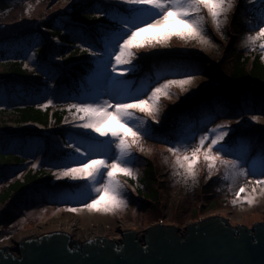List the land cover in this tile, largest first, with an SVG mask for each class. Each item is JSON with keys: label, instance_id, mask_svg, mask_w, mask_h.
Instances as JSON below:
<instances>
[{"label": "rangeland", "instance_id": "rangeland-1", "mask_svg": "<svg viewBox=\"0 0 264 264\" xmlns=\"http://www.w3.org/2000/svg\"><path fill=\"white\" fill-rule=\"evenodd\" d=\"M41 1L7 0L10 5L8 7L11 9L10 15H14V11L17 9L16 7L20 4L25 6V14L31 15L29 11L32 12L34 6L41 4ZM61 1L65 2L67 0ZM96 1H104V3L108 4V8L109 6H122L124 9L119 17L127 15L125 13L127 12L125 6L119 4L118 0ZM54 2L52 1V6ZM239 4L245 9V11L239 13L241 14L240 18L242 22H236V26L239 27L238 30L242 32V35L237 29L226 28L229 21H231L235 8ZM260 7L261 3L256 2V0H252V3H249L248 0H236L232 10L226 16H221L222 24L220 31H217L216 26L205 11L203 13L205 17L204 27L206 36L210 41L207 45L200 44L198 41H184L173 37L169 41V47H157L155 49L145 50L134 49L137 56V59L133 62L134 67H125L131 68L130 73L136 70L134 75L140 73L139 70L147 74L145 81L149 84L146 89L151 86H157L158 83H164L165 79L184 78L179 75L165 74V66L188 65L190 66L189 70L195 69L196 71L193 81L186 85L183 90L180 86L173 85L169 90L171 98L161 96L159 102L160 123L152 126V134L156 138L145 137L141 140L140 147L133 149L134 159L131 161V167L135 173V178H133L134 183L130 177H120V183L123 185V195L127 201L126 206L114 212L88 211L82 208L85 197L81 196L82 188L80 185L83 184V181L65 179L67 181L65 183L71 185L63 189L61 193H57L56 197H53L51 194L46 199L40 197L38 199L23 197V203L12 200L8 207H12L14 219L6 227H1L2 224L0 223V243L13 239L18 235L23 237L31 235L28 238H24L26 240L39 238L49 233L61 232L59 230H63L74 241H79L80 243H85V240L88 241L97 237L109 238L119 242L123 239L122 233L125 231L136 232L137 236L144 242V236L147 230L154 225L174 226L179 228L178 233L185 235L188 226L212 216H222L236 228L240 225H246L248 228H252L256 223L264 222V99H259L257 108L248 106L237 112L234 110L235 113L231 111L225 113L226 108L230 107L227 105L226 99L221 98L220 95L224 94L226 90L220 88V85L223 84L220 83L221 81L213 79V74L211 73L213 69L209 65L211 62H214L218 69L230 71L234 64L229 56V43L231 42L239 43V45L244 47L245 52L260 48L262 51L261 54L264 56V48L259 46V42H257V46L255 45L256 48L255 46H246L245 44L247 38L254 36L255 31H258V27L254 26H257L259 21L257 23L254 22V18H257L259 15ZM249 12L253 14L250 18H246ZM5 17H8L7 11L1 9L0 19L2 20ZM119 17L113 16L112 19L118 20ZM20 18L26 21L28 17L21 15ZM104 28L106 30H101L104 36V38L101 37L102 47L98 41L96 42L100 55L97 58L95 57V60L92 62L94 68H96V74L93 72L89 77L87 76V79L91 80L95 78L103 80L105 84L101 85V87L99 85H93L91 87V93L93 94L97 91L107 92L111 89V85L105 80L104 63L108 60L106 51L111 50L108 47L109 40L117 31H113L107 26ZM238 34L240 36L239 39L236 38ZM27 40L28 38H23L16 44L0 48V50L4 49L7 55L17 53L20 51L21 46L26 47L28 45ZM194 49H197V51L207 57L208 54L214 56L215 60L206 58L207 60L205 61L203 58L199 61L183 55V53H188V51ZM225 49L228 54H224ZM160 54H165V56L157 58L156 55L158 56ZM29 58L33 60L32 56ZM157 59V64L160 67L157 69V72H154L150 64ZM219 59H222V61L218 62ZM119 70L118 68V72ZM107 71L111 73L110 65ZM112 75L117 74L113 73ZM136 81H139L137 77L127 82V84L130 82L129 89ZM201 87H208V90L210 88L213 90L204 93L205 90L202 93V91L199 92ZM95 88H103L104 90L97 89L96 92H93ZM138 89L143 90L144 88ZM62 93H64L63 90ZM32 97V93L25 95V98L28 99H32ZM89 97H82V99H77V102L72 101L70 104L87 101ZM206 97L210 99V105L203 108L199 107V104L205 102L204 99ZM101 99H108L107 94L102 95ZM14 102L17 103L19 101L15 98H8L6 95L0 93V104L3 103L5 105ZM197 107L199 108L197 112H200L196 116L201 117L207 114H212V116L206 119L205 116L204 123L203 120H194V117H190L192 113L191 109L196 110ZM201 110L207 113L203 114ZM135 115L141 119H149L138 112ZM79 123L81 121L73 109L69 112V116L65 119L63 126H54L50 132L51 134L48 132V135L54 136L53 142L63 147L65 146L63 139L53 132L66 129L69 135L68 142H83V136L80 134L84 133L85 130L73 126ZM106 123L110 124L111 120ZM184 125L188 126L192 132L197 134L196 139L192 142L191 148L198 145L199 136L205 134V129L216 128L218 125H227L231 129L229 133L236 130L240 133H247V135H240L241 137L236 142V145L238 144V147L241 145L243 149H239L235 145L231 147L233 154L226 157L228 159L239 158L243 162L241 166L246 170L247 174L239 176L235 181L232 179L226 180L224 179L223 168L218 165V170H214L213 174L209 177L207 162L204 161L201 154L199 163L196 166L195 178L186 176L184 169L179 168L175 164V158L167 151L168 147L172 146L170 142H175L174 131ZM169 136H172V138L169 139ZM208 142L210 141H206V144ZM141 148L143 149L142 151ZM191 148H189L186 154L191 153ZM65 156L62 157L61 162H54L49 167L56 172L57 169L54 165L70 164L71 158L67 155ZM148 164L149 166H147ZM33 165H36V167H33ZM42 166H44L43 160H40L39 154L35 157L31 156L27 164L23 165L18 171L15 170L16 173H12L5 178H0V190L8 181L22 177L31 168L36 170ZM147 167L148 169H146ZM257 180H260L261 183L258 184L256 182ZM241 187L245 191L237 196ZM203 188L210 189L211 191L209 190L210 192L207 193L206 191H202ZM56 192L53 190V193ZM249 200H251V203L248 202ZM71 207L80 210L77 212L68 211L67 209ZM61 221L70 223L75 231L67 232L62 226L56 228V224H61ZM36 232L40 233L35 234ZM17 244L18 242L6 245L12 250L10 252L14 255H18V252L15 251Z\"/></svg>", "mask_w": 264, "mask_h": 264}, {"label": "trees", "instance_id": "trees-1", "mask_svg": "<svg viewBox=\"0 0 264 264\" xmlns=\"http://www.w3.org/2000/svg\"><path fill=\"white\" fill-rule=\"evenodd\" d=\"M52 1H55L53 6ZM8 6L10 5L7 0H0V10H6L8 15L0 19V48L16 44L23 38H28V45L21 46L19 52L8 55L4 49L0 50V93L19 101L0 104V178L16 173L30 161L31 156L35 157L38 154L44 166L36 170L29 169L22 177L8 181L0 190L1 227L10 225L14 219L12 207H8L12 200L23 203L24 198L46 199L50 197V194L56 197L57 193H61L63 189L71 185L65 183L67 182L65 179L58 180L52 175L53 169L49 167L54 162H61L62 157H66L65 155L71 150L55 144L54 136L48 135V132L51 134L54 126H63L70 112L68 105L72 101L77 102V99L93 95L91 93L93 85L101 87L105 84L103 80L95 78L88 80L87 76L89 77L96 71L92 62L98 56L93 53H98L96 42L98 41L101 45V37L104 38L101 30H106L104 27L108 24L110 29L118 32L120 25L118 20L112 17H119L122 13L118 8L114 6L108 8V4L104 1L96 0H67L65 2L42 0L41 4L34 6L32 12L29 11L31 15L25 14L23 4L16 7L14 15H10L11 9ZM260 8L257 18L253 17L256 23L261 13L264 12V8ZM242 11L245 9L240 4L237 5L226 28L238 30L236 22H242L241 14H239ZM252 14L247 13L246 18H250ZM21 15L28 17L27 20H21ZM240 34L242 35V32ZM236 38H240L239 34ZM234 43H229V56L234 63L230 71L218 69L214 62L209 64L211 67L207 65L213 69L211 71L213 79L221 81L220 83L223 84L220 88L226 90L220 95L221 98L226 99L230 107L226 108L225 113L229 111L235 113L248 106L257 108L259 99H264L262 51L259 48L245 52L244 47L239 43ZM224 54H228L226 49ZM160 55L156 57H164ZM183 55L199 61L203 58L205 61L206 58L215 60L214 56L208 54L207 57L197 49L190 50ZM31 56L33 60L29 58ZM157 61L158 59L150 64L154 72H157L160 67ZM220 61L222 59L218 60ZM26 64L27 67H25ZM139 71L140 73L136 75H134L136 70L125 74L126 82L135 77L139 79L130 88L132 92L138 88L148 87L149 83L145 81L147 74H144L142 70ZM129 83L126 85L128 88ZM208 87H201L199 92L203 93L206 90L204 93H207L213 90L212 88L208 90ZM97 89L104 90L103 88ZM97 89L95 88L93 92ZM31 93L32 99L25 98L26 94ZM48 100H52V104L47 107L38 106L47 104ZM209 100L206 97L205 102L199 104V107L209 106ZM198 109V107L196 110L191 109L190 117H194V120H203L204 123L206 118L212 116V114H207L206 117H198L196 116L200 112H197ZM201 111L203 114L207 113ZM53 133L62 138L64 144L68 142L69 135L66 129ZM240 135H247V133L233 131L225 138V143L230 148L234 147ZM239 146L236 145L240 149L241 145ZM130 179L134 183V179ZM53 190L57 192L53 193ZM209 190L204 189L207 193L211 191Z\"/></svg>", "mask_w": 264, "mask_h": 264}, {"label": "snow or ice", "instance_id": "snow-or-ice-1", "mask_svg": "<svg viewBox=\"0 0 264 264\" xmlns=\"http://www.w3.org/2000/svg\"><path fill=\"white\" fill-rule=\"evenodd\" d=\"M235 2L236 0H118L119 4L125 6L127 15L119 17L120 28L109 40L108 47L111 50L106 51L108 60L104 63L105 80L111 85V89L107 92L97 91L87 101L68 105V110L74 109L81 121L73 126L85 130L80 134L83 142H65V147L71 150L66 154L71 158V163L54 165L57 171L52 173L58 180L83 181L80 185L81 196L85 197L82 208L88 211L114 212L126 206L120 177L135 178L131 167L133 149L140 147V142L145 137L156 138L152 134V126L160 123L161 96L171 98V86L178 85L183 90L195 76L196 70H189L188 65L165 66V74L184 78L165 79L164 83H158L157 86L132 92L126 87L124 77L131 70L125 66L134 67L133 62L137 59L134 49L169 47V41L173 37L207 45L210 41L206 36L203 13L207 12L217 31H220L221 16H226ZM248 2L252 3V0ZM256 2L261 3L264 8V0ZM254 27H258V31H255L254 36H249L245 44L254 47L259 42V46L264 48V12L261 13L258 25ZM109 65L111 73L107 71ZM113 73L117 75H112ZM105 94L108 99H101ZM50 104L52 100L38 106L47 107ZM137 112L149 119L137 117ZM109 120L111 123L107 124ZM230 131L227 125L205 129V134L199 136L198 145L191 148L197 134L186 125L180 126L174 131L175 142H170L172 146L167 151L175 158V164L184 169L186 176L195 178L196 166L202 154L207 162L209 177L214 170H218L219 165L224 170V179L235 181L247 173L239 158H226L233 154V149L225 143V137ZM206 141L210 142L206 144ZM189 148L191 153L186 154ZM256 182L261 183L260 180ZM244 191L241 187L237 196ZM248 202L251 203V200ZM67 210L77 212L80 209L71 207Z\"/></svg>", "mask_w": 264, "mask_h": 264}, {"label": "water", "instance_id": "water-1", "mask_svg": "<svg viewBox=\"0 0 264 264\" xmlns=\"http://www.w3.org/2000/svg\"><path fill=\"white\" fill-rule=\"evenodd\" d=\"M178 232L154 225L144 242L125 231L119 242L96 238L81 247L56 232L21 242L18 256L0 248V264H264V222L235 228L216 216L188 226L185 235Z\"/></svg>", "mask_w": 264, "mask_h": 264}, {"label": "bare ground", "instance_id": "bare-ground-1", "mask_svg": "<svg viewBox=\"0 0 264 264\" xmlns=\"http://www.w3.org/2000/svg\"><path fill=\"white\" fill-rule=\"evenodd\" d=\"M61 224H56V228L57 227H61L62 226V228L63 229H65L67 232H74L75 231V229H73L72 228V225L70 224V223H67L66 221H61L60 222ZM63 225H65L64 227H63ZM55 227V226H54ZM236 228V227H235ZM51 230V229H50ZM59 231H63V230H59ZM64 232V231H63ZM40 232H36L35 234H39ZM42 233V232H41ZM53 234V233H52ZM46 235H50V233L49 234H46ZM69 235V234H68ZM179 235H180V233H179ZM28 236H31V235H27V236H21V235H18V236H15V238H13V239H9V240H6V241H4V242H1L0 243V248L1 247H3V248H6L7 246L6 245H10V244H12V243H15V242H18V244H17V248L18 247H20V244H21V242H23V241H26L24 238H28ZM181 236V235H180ZM41 237H43V236H41ZM41 237H39V238H41ZM69 237H70V241H71V245H74V246H79V247H81V246H83L84 245V243H80L79 241H74L72 238H71V236L69 235ZM97 238H99V239H101L102 237H97ZM104 238V237H103ZM32 239H34V238H32ZM38 239V238H37ZM94 239H96V238H94ZM91 240V239H90ZM15 241V242H14ZM89 241V240H88ZM87 240H85V242H88ZM142 245H144L145 243H141ZM12 252V250H10L9 249V252ZM15 251H16V249H15ZM17 252V251H16ZM15 256H18V255H15Z\"/></svg>", "mask_w": 264, "mask_h": 264}]
</instances>
